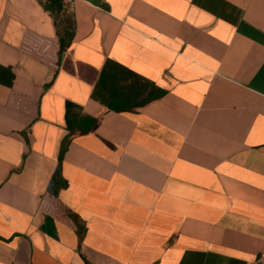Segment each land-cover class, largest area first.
<instances>
[{
    "label": "crops",
    "instance_id": "0c3cea01",
    "mask_svg": "<svg viewBox=\"0 0 264 264\" xmlns=\"http://www.w3.org/2000/svg\"><path fill=\"white\" fill-rule=\"evenodd\" d=\"M263 248L264 0H0V264Z\"/></svg>",
    "mask_w": 264,
    "mask_h": 264
},
{
    "label": "trees",
    "instance_id": "16d2710c",
    "mask_svg": "<svg viewBox=\"0 0 264 264\" xmlns=\"http://www.w3.org/2000/svg\"><path fill=\"white\" fill-rule=\"evenodd\" d=\"M64 185H65V182L60 175L59 164H57L56 168L54 169V171L50 177V181H49L47 190L52 192V193H57L58 189L63 187ZM84 262H85V264H89L85 259H84Z\"/></svg>",
    "mask_w": 264,
    "mask_h": 264
},
{
    "label": "built area",
    "instance_id": "2783aa9c",
    "mask_svg": "<svg viewBox=\"0 0 264 264\" xmlns=\"http://www.w3.org/2000/svg\"><path fill=\"white\" fill-rule=\"evenodd\" d=\"M252 264H264V248L256 254Z\"/></svg>",
    "mask_w": 264,
    "mask_h": 264
}]
</instances>
